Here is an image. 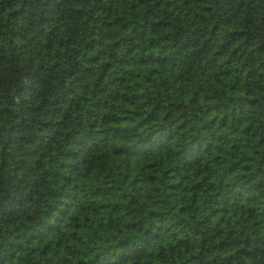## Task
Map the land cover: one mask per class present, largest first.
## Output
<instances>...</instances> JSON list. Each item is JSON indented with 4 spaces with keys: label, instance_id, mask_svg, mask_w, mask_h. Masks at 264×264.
<instances>
[{
    "label": "trees",
    "instance_id": "trees-1",
    "mask_svg": "<svg viewBox=\"0 0 264 264\" xmlns=\"http://www.w3.org/2000/svg\"><path fill=\"white\" fill-rule=\"evenodd\" d=\"M0 264H264V0H0Z\"/></svg>",
    "mask_w": 264,
    "mask_h": 264
}]
</instances>
